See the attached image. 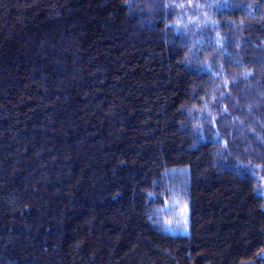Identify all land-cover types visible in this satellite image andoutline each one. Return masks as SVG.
<instances>
[{"label":"trees","instance_id":"1","mask_svg":"<svg viewBox=\"0 0 264 264\" xmlns=\"http://www.w3.org/2000/svg\"><path fill=\"white\" fill-rule=\"evenodd\" d=\"M263 193L264 0H0V264H264Z\"/></svg>","mask_w":264,"mask_h":264},{"label":"rangeland","instance_id":"2","mask_svg":"<svg viewBox=\"0 0 264 264\" xmlns=\"http://www.w3.org/2000/svg\"><path fill=\"white\" fill-rule=\"evenodd\" d=\"M180 175V173H177ZM264 197V193H263ZM163 217L164 228L169 233L186 234L189 226L188 203L182 192L171 193V198L166 201L160 210Z\"/></svg>","mask_w":264,"mask_h":264}]
</instances>
